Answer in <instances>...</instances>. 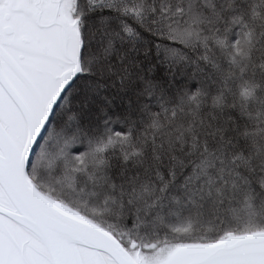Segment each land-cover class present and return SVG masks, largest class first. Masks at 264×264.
I'll list each match as a JSON object with an SVG mask.
<instances>
[{"label": "snow or ice", "instance_id": "6c2138e0", "mask_svg": "<svg viewBox=\"0 0 264 264\" xmlns=\"http://www.w3.org/2000/svg\"><path fill=\"white\" fill-rule=\"evenodd\" d=\"M0 264H264V0H0Z\"/></svg>", "mask_w": 264, "mask_h": 264}]
</instances>
